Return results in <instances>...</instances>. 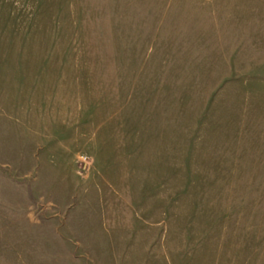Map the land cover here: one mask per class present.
<instances>
[{"label":"rangeland","instance_id":"374dc122","mask_svg":"<svg viewBox=\"0 0 264 264\" xmlns=\"http://www.w3.org/2000/svg\"><path fill=\"white\" fill-rule=\"evenodd\" d=\"M0 264H264V0H0Z\"/></svg>","mask_w":264,"mask_h":264}]
</instances>
